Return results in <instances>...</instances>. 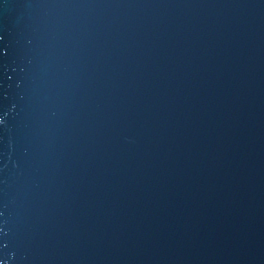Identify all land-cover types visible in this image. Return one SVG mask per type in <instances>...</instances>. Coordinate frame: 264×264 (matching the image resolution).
I'll use <instances>...</instances> for the list:
<instances>
[{"label":"water","instance_id":"water-1","mask_svg":"<svg viewBox=\"0 0 264 264\" xmlns=\"http://www.w3.org/2000/svg\"><path fill=\"white\" fill-rule=\"evenodd\" d=\"M0 264H264V0H0Z\"/></svg>","mask_w":264,"mask_h":264}]
</instances>
